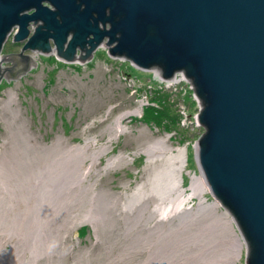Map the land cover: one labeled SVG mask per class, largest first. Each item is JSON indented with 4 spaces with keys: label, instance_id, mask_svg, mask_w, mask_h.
Returning <instances> with one entry per match:
<instances>
[{
    "label": "water",
    "instance_id": "obj_1",
    "mask_svg": "<svg viewBox=\"0 0 264 264\" xmlns=\"http://www.w3.org/2000/svg\"><path fill=\"white\" fill-rule=\"evenodd\" d=\"M14 31L23 47L8 56ZM101 46L194 85L205 130L198 171L233 216L246 264H264V0H0V84L38 67L28 51L83 66Z\"/></svg>",
    "mask_w": 264,
    "mask_h": 264
},
{
    "label": "rangeland",
    "instance_id": "obj_2",
    "mask_svg": "<svg viewBox=\"0 0 264 264\" xmlns=\"http://www.w3.org/2000/svg\"><path fill=\"white\" fill-rule=\"evenodd\" d=\"M15 34L16 33L14 31V35ZM10 38L11 37H9V41L6 42L9 43V45L11 42ZM12 42L14 43V38ZM9 45L5 48V50H3V54L7 53L11 49V45ZM107 49V47L101 46V52H98L94 58V61L87 65L82 66V64H77L70 66L58 61L56 58L51 59L44 56L38 60V67L22 78L20 77L15 80H8L3 76V83L0 85V169L1 165L5 163L6 160L8 163H10V166L8 165L10 170H7L6 172L11 175L10 178L8 177L9 180L7 178L9 185L11 184V190L8 193L6 190L1 188L2 185L0 184V193H2L5 197V203L4 201H0V203H3V206L0 204L2 209L5 208L3 209L4 211L2 210L4 212V215H2L3 217L0 216L1 223L8 217V219L5 220L6 224H4L5 221L3 222L4 228L0 230V235L5 253L13 252V249L16 248L17 253H15L13 256L16 264H60L59 262H61V264H108L109 262V264H146L152 252H156L160 249L159 252L161 255H163L164 253L166 254V252L168 253L171 248H173V251L175 250V255L173 254L175 258L174 256H169L172 258L170 260L174 262L176 258L180 257L178 250L179 248L176 246L177 244H172L175 240H177V236V238H172V240L174 239L173 242L171 240L168 243L166 242L165 244L163 243L162 245H159L158 243L160 240L156 233L152 234L154 233L153 228L160 217L158 214L153 216L150 214L154 209L153 199L149 201V211H145L142 218H137L139 214L137 208H135L136 210L134 209L135 211L133 212L129 211L127 208V205L133 199L136 191L138 192L140 186H143L142 188L144 191L146 190V192H149L150 189V192L152 191L154 184L153 178H155L160 170L162 171L165 168V161L162 159L148 163V157L145 153H143V150L147 148V146L154 140L161 138H168V145L174 149V153L176 155H179L176 151L177 147L183 146L180 144L183 142L180 137H175L173 134L169 135L168 133L159 132L157 128L155 129L141 122L144 109L147 107L153 92L150 89V87L153 86L150 82L153 81V83H157L158 81L162 83L163 81L160 77V69L155 68L151 72L141 71L135 68L130 62L124 61L122 59L114 60L110 58ZM26 53L30 55L32 52L28 51ZM32 54L34 55L35 53ZM4 65L7 68L11 67L10 62L4 63ZM175 76L176 75H174L172 78H175ZM8 81L11 82L9 83ZM168 81L171 82V80ZM190 96L191 95H189V97ZM142 103L144 105L140 115L123 120V124L128 128V131L118 135L115 138V133L112 129L113 126H115V120L125 112L136 109ZM192 110H196L195 105H192ZM188 130L189 136L192 138L195 135V138L192 139L194 141L198 140L196 133H193L191 129ZM111 135H113V139L110 143L109 139ZM186 142L188 141H185V143ZM87 145H89V148L86 150L87 152L84 153V158L82 155L84 170H86L91 163V159L88 156H90L92 153L96 152L97 154H100V160L96 163L97 165L95 164L91 174L88 176L87 180L81 184V186H74L71 189V192L70 190H67L68 192L65 193V197L70 199L69 204H71L67 206L66 210H70V208L71 210L69 213H67L65 210L63 216L65 220H63L62 217L58 219L60 221L57 220L58 222L55 221L56 223H52L54 227L50 228L51 230H54H52L50 233L51 237L56 235L54 239V241H56H53V243L51 242L53 245H51L52 249H50L48 253L49 255L43 254L41 258H38L37 261L39 262L36 261L35 263V261L32 259L33 257L31 255V250L33 248V251H35L34 249L40 247L41 244V248L43 247V243H41L43 239L41 240L39 238L41 229L38 226L40 221H35L36 225H38L37 227L34 225V220H40V214L34 208L37 201L34 198L29 201L26 200L27 194L30 193L29 189L27 187H23V192L18 193L19 190L15 189L17 186L15 184L18 179L24 177L25 175H30L31 172L37 168L44 167L46 163H50V159L54 157L52 156L53 153L58 155L60 154L59 152L63 150V148L64 150H67L70 147L72 149H78L86 148ZM106 146L109 148L106 152H104L103 148ZM6 154H8V156ZM42 155L45 156H43V159ZM118 156H123V160L121 159V164L116 165L114 168L109 170L105 169L109 160H113ZM46 158L49 160V162H47L48 160L46 161ZM23 160L27 163H24ZM7 162L6 164H8ZM43 162H45V164ZM17 164H19V168H17ZM196 168H198V166L194 156V151L190 149L189 163L186 169H184L182 175V186L186 191V196L192 193L190 183L186 184L185 182V180L188 179L187 172L189 170L194 171ZM17 169H21V171H18ZM1 172L2 171L0 170V174ZM12 172H16V174ZM92 185L93 189L89 190ZM13 190L16 191V195H14V197ZM73 191L75 194H73ZM90 191L94 192L92 193ZM93 194H99L102 195V197L104 196L102 199V197L98 195V198H101L102 200L100 201V207H105V209L102 208L100 211L104 216L105 221L102 220L101 223L98 222L99 227H94L85 223L84 221V216L87 215L90 208L93 207L91 200V196ZM7 195L10 196L8 197ZM205 197L207 198L208 202H213L216 200L212 197L210 191L205 194ZM198 201L199 199L197 197H192L186 203L185 208L196 209L199 203ZM101 203L103 204L101 205ZM84 206H86V208ZM109 206L112 207L109 208ZM220 209L226 210L223 206ZM25 210H27V212ZM105 210L109 213H107ZM102 211H105V214L102 213ZM70 212H73L74 214ZM30 213H34L35 219ZM66 213L68 215H66ZM15 216L16 218H14ZM31 220L32 222H30ZM11 222L13 223V226ZM27 222H29L31 225ZM175 222L177 223L178 221L176 220ZM146 223V227L143 228ZM66 225H68V227H66ZM233 225L244 243L242 249V258L237 262V264H246V244L235 221L233 222ZM163 227L166 231L169 229V225L166 222H164ZM60 229H63V231ZM37 230L39 232H37ZM148 237H150V243L148 242ZM37 239L40 240V242ZM30 240L31 242H29ZM58 240L60 242L62 241V243H60ZM142 240H144V242H142ZM36 241L40 244H37ZM135 243L136 245H133ZM174 246L176 247L174 248ZM144 247H146V250ZM123 248L126 249L124 250ZM143 248L146 252L142 250ZM40 250L38 251L41 252ZM172 250L169 252L170 254L168 253L169 255L173 253ZM18 253H20V255ZM21 253L24 255V257ZM60 255H63V257ZM177 255L178 257H176ZM10 259H12V257H10ZM19 260L22 262H19ZM177 261L179 264V258L176 260V262ZM9 263L10 260L8 258V261H6L5 264ZM169 263L172 264L171 261ZM180 264H182V261Z\"/></svg>",
    "mask_w": 264,
    "mask_h": 264
},
{
    "label": "bare ground",
    "instance_id": "obj_3",
    "mask_svg": "<svg viewBox=\"0 0 264 264\" xmlns=\"http://www.w3.org/2000/svg\"><path fill=\"white\" fill-rule=\"evenodd\" d=\"M16 31H19V28L16 29ZM70 45V43H69ZM108 48V47H107ZM54 53H56L54 51ZM2 56H0L1 60ZM79 59V58H77ZM78 61V60H77ZM79 62V61H78ZM0 68H2V63L0 64ZM158 72V71H157ZM160 75H162V71L160 70ZM171 81L177 82L176 77L170 79ZM3 81V80H2ZM169 82V81H168ZM143 103L140 104L136 109L125 112L124 114L120 115L116 120H115V126H113V132L115 133V138L128 131V128L124 126L123 120L127 118H131L136 115H140L143 109ZM113 139V135L110 136V143ZM93 141V140H92ZM59 146V145H57ZM78 147V146H76ZM80 147V146H79ZM53 148V147H52ZM56 148V147H55ZM89 148V145H87L86 148H78V149H72L71 147L67 150H63L59 152L60 154L55 155V153L52 154L54 156L51 158L50 163H46L44 167L37 168L33 172H31L30 175H25L24 177L18 179L15 185L18 193H22V189L28 188L30 193L27 191V199L26 200H31V199H36V205L34 207L38 213L40 214V220L36 219L34 220V225L37 227L35 221H40L39 228L41 229V232L39 233L40 236L39 238L43 241V247H37L31 250V255L33 261L38 260V258L43 255V254H48L51 248V242L53 243L55 239L54 237H51V231L54 230L50 227H54L52 223L54 224L55 221L58 219L62 218L64 216L65 210L67 206L71 205L69 204L68 197H65V193H67V190L72 191L71 189L74 186H81V184L87 180L88 176L91 174L95 164L100 160V154H97L96 152L90 153L91 155L88 156L91 159V163L89 167L84 170L83 165V158H84V153H86L87 149ZM109 147L103 148L104 152L108 150ZM46 149V148H44ZM51 149V148H50ZM54 149V148H53ZM51 149V150H53ZM93 149V148H92ZM16 150V149H15ZM47 150V149H46ZM59 151V150H58ZM57 151V153H58ZM45 152V151H44ZM50 152V151H49ZM48 152V153H49ZM56 152V151H55ZM99 152V151H98ZM17 153V152H16ZM56 153V154H57ZM103 153V152H102ZM143 153L147 155V162L151 163L152 161L156 160H164L165 161V168L164 170H160L158 174L153 178L154 184L152 191L146 192V190H143V186L139 187L138 192L136 191L133 199L131 202L127 205V208L129 211H135L137 208L138 209V216L137 218H142L143 214L145 211H149V201L154 200V209L151 211L150 214L153 215H159V219L156 223V225L153 228L152 234L157 235L159 238V245H162L163 243L165 244L166 242L168 243L169 241L172 240L173 237L177 238L172 244H177L176 246L179 248V255L176 257L179 258V264L182 261V264H237V262L242 258V249H243V241L242 238L238 235L236 232L233 222L234 218L233 216L231 217L230 212L227 210H221L220 208L223 206L222 203L219 200H215L213 202H208L207 198L205 197V194L210 191V187L208 185L207 180L204 178V176H199L198 174H189V178L192 179V184H191V190L192 193H190L188 196H186V191L182 186V175L183 171L186 168V162H185V156L183 152H179V155H176L174 153V149L168 145V138H161L154 140L151 144L147 146L143 150ZM14 154V152H13ZM18 154V153H17ZM44 154V153H43ZM104 154V153H103ZM106 154V153H105ZM8 156V154H6ZM16 155V154H15ZM19 155V154H18ZM49 155V154H48ZM83 155V158H82ZM87 155V154H85ZM17 156V155H16ZM42 155V159H43ZM1 157V156H0ZM15 157V156H14ZM45 157V156H44ZM49 157V156H48ZM87 157V158H88ZM5 158V157H3ZM7 158V157H6ZM17 158V157H16ZM24 158V157H23ZM26 158V157H25ZM33 158V157H31ZM86 158V159H87ZM20 159V158H19ZM41 159V160H42ZM85 159V160H86ZM121 159L123 160V156H118L113 160H109L107 166L105 169H111L114 168L116 165L121 164ZM48 159L46 158V161ZM125 160V159H124ZM24 161V160H23ZM45 161V160H44ZM5 162V160H4ZM7 162V160H6ZM3 163L1 165V174H0V184L2 185V189L6 190L8 193L11 190L10 185H9V178L10 174H8L6 171L10 170V163L6 164ZM29 162V161H28ZM49 162V160L47 161ZM86 162V161H85ZM24 163H27L24 161ZM42 163V161H41ZM45 164V162H43ZM124 163V162H123ZM122 163V164H123ZM34 164V163H32ZM125 164V163H124ZM9 165V166H8ZM19 164H17L18 166ZM39 165V164H37ZM97 165V164H96ZM22 166V164H21ZM32 166V165H31ZM8 167V168H7ZM13 167V166H12ZM18 166L17 168H19ZM23 167V166H22ZM25 167V166H24ZM28 167V166H27ZM30 167V166H29ZM37 167V166H36ZM26 169V167H25ZM104 169V168H103ZM18 171H21V169H17ZM16 170V171H17ZM23 170V169H22ZM15 171V170H14ZM100 171V170H99ZM98 171V172H99ZM159 171V170H158ZM156 172V171H155ZM14 173V172H12ZM11 173V174H12ZM16 174V172L14 173ZM22 174V173H21ZM28 174V173H26ZM102 175V174H101ZM20 176V174H19ZM93 176V175H92ZM98 176V175H97ZM9 177V178H8ZM14 177V176H13ZM18 177V176H17ZM184 177V176H183ZM8 178V180H7ZM11 180V179H10ZM15 180V179H13ZM91 180V179H90ZM89 180V181H90ZM12 181V180H11ZM96 181V180H95ZM98 181V180H97ZM13 182V181H12ZM13 184V183H12ZM94 184V183H93ZM150 184V183H149ZM13 186V185H12ZM11 186V187H12ZM83 186V185H82ZM88 186V185H87ZM14 187V186H13ZM86 187V186H85ZM146 187V186H145ZM78 188V187H77ZM151 188V187H150ZM85 189V188H84ZM93 189V185L89 188V190ZM76 190V189H75ZM86 191V190H85ZM88 191V189H87ZM1 192V191H0ZM3 192V191H2ZM13 197L16 195V191L13 190ZM25 192V191H24ZM74 192V191H73ZM92 192V191H90ZM94 192V191H93ZM92 192V193H93ZM88 193V192H87ZM86 193V195H87ZM12 194V193H11ZM26 194V193H25ZM71 194V193H70ZM75 194V192L73 193ZM83 194V192H82ZM90 194V193H89ZM102 194V193H101ZM77 195V194H76ZM99 194L92 195L91 200H92V208H90L89 213L84 216V221L87 224H90L94 227L98 226V222L101 223L102 220H104V216L101 214V209L105 207L101 206L100 207V201L101 198H98ZM107 195V194H106ZM109 195V194H108ZM8 196V195H7ZM10 196V195H9ZM8 196V197H9ZM19 196V194H18ZM23 196V195H22ZM81 196V195H79ZM102 197V195H99ZM115 196V195H114ZM12 197V196H11ZM16 197V196H15ZM104 197V196H103ZM102 197V199H103ZM130 197V195H129ZM192 197H197L199 199V203L196 209L193 208H185L186 203L192 198ZM86 198V197H85ZM5 199L4 195L0 193V201L3 202ZM15 199V198H14ZM25 199V198H24ZM87 199V198H86ZM118 199V198H117ZM7 200V199H6ZM90 200V199H89ZM88 200V201H89ZM113 200V199H112ZM12 201V199H11ZM17 201V200H15ZM25 201V200H24ZM84 201V200H82ZM87 201V202H88ZM107 201V200H106ZM128 201V200H127ZM10 202V201H8ZM19 202V201H17ZM32 202V201H31ZM35 202V201H34ZM76 202V201H74ZM90 202V201H89ZM98 202V203H97ZM5 203V201H4ZM24 203V202H23ZM79 203V200H78ZM84 203V202H83ZM82 203V204H83ZM110 203V202H109ZM190 203V202H189ZM1 205L3 203H0ZM28 204V203H27ZM77 204V203H75ZM86 204V203H85ZM103 203H101L102 205ZM105 204V203H104ZM120 204V203H119ZM153 204V203H152ZM12 205V204H11ZM21 205V204H20ZM25 205V204H24ZM91 205V204H90ZM3 206V205H2ZM18 206V205H17ZM126 206V205H125ZM13 207V206H12ZM15 207V206H14ZM30 207V206H29ZM71 207V206H70ZM86 208V206H84ZM107 207V205H106ZM112 206H109V208ZM115 207V204H114ZM7 208V207H6ZM19 208V207H18ZM76 208V207H75ZM5 209V208H3ZM0 206V216L4 215V210ZM27 209V208H26ZM82 209V208H81ZM84 209V208H83ZM115 209V208H114ZM135 209V210H134ZM3 210V211H2ZM34 210V209H33ZM71 210V208H70ZM70 210H66L67 213H69ZM87 210V209H85ZM84 210V211H85ZM117 210V209H116ZM115 210V211H116ZM12 211V210H11ZM27 212V210H25ZM30 211V210H29ZM36 211V212H37ZM106 211V210H105ZM105 211H102V213L105 214ZM110 211V210H109ZM127 211V210H126ZM13 212V211H12ZM11 212V213H12ZM34 212V211H33ZM35 212V213H36ZM107 212V211H106ZM7 213V211H6ZM18 213V212H17ZM25 213V212H24ZM66 213V215H68ZM73 213V212H70ZM109 213V212H107ZM128 213V212H127ZM23 214V213H22ZM28 214V213H27ZM32 214V213H30ZM74 214V213H73ZM80 214V213H79ZM78 214V215H79ZM114 214V213H113ZM133 214V213H132ZM6 215V214H5ZM12 215V214H11ZM34 218V213L32 214ZM37 215V214H36ZM77 215V217H78ZM14 216V214H13ZM24 216V215H23ZM22 216V217H23ZM38 216V215H37ZM71 216V215H70ZM76 216V215H74ZM116 216V215H115ZM127 216V215H126ZM131 216V215H129ZM151 216V215H150ZM149 216V217H150ZM3 217V216H2ZM7 217V216H6ZM110 217V216H106ZM105 217V218H106ZM148 217V218H149ZM16 218V216L14 217ZM30 218V216H29ZM71 218V217H70ZM151 218V217H150ZM149 218V219H150ZM3 219V218H2ZM8 219V217L6 218ZM4 219V221L6 220ZM18 219V218H17ZM23 219V218H20ZM35 219V218H34ZM80 219V218H79ZM108 219V218H107ZM135 219V218H134ZM133 219V220H134ZM153 219V218H152ZM156 219V218H154ZM63 220L65 218L63 217ZM67 220V219H66ZM110 220V219H109ZM126 220V219H125ZM129 220V219H128ZM148 220V219H147ZM151 220V219H150ZM178 221L177 223L175 221ZM3 221V222H4ZM20 221V220H19ZM60 221V220H58ZM57 221V222H58ZM105 221V220H104ZM103 221V222H104ZM108 221V220H106ZM142 221V219H141ZM3 222L1 223L0 221V230L3 227ZM13 222V221H12ZM11 222V223H12ZM21 222V221H20ZM32 222V220L30 221ZM66 222V221H65ZM77 222V221H76ZM102 222V223H103ZM109 222V221H108ZM114 222V221H113ZM116 222V221H115ZM139 222V221H138ZM164 222H166L169 225V229L166 231L165 228L163 227ZM30 224L29 222H27ZM56 223V222H55ZM62 223V222H61ZM64 223V221H63ZM70 223V222H68ZM81 223V222H80ZM84 223V222H83ZM135 223V222H134ZM142 223V222H141ZM6 224V221L5 223ZM25 224V223H24ZM33 224V223H32ZM73 224V223H72ZM76 224V223H75ZM110 224V223H109ZM131 224V223H129ZM137 224V223H136ZM16 225V224H15ZM31 225V224H30ZM57 225V224H56ZM127 225V224H126ZM132 225V224H131ZM147 223L145 224L144 227H146ZM8 226V224H7ZM10 226V225H9ZM13 226V223H12ZM19 226V225H18ZM26 226V225H25ZM70 226V225H69ZM105 226V225H104ZM125 226V225H124ZM135 226V225H133ZM16 227V226H15ZM31 227V226H30ZM29 227V228H30ZM56 227V226H55ZM59 227V226H58ZM62 227V226H61ZM68 227V225H66ZM71 227V226H70ZM76 227V226H75ZM99 227V226H98ZM115 227V224H114ZM113 227V228H114ZM127 227V226H126ZM132 227V226H131ZM22 228V227H21ZM28 228V226H27ZM32 228V227H31ZM65 228V227H63ZM77 228V227H76ZM101 228V227H100ZM103 228V227H102ZM106 228V227H104ZM138 228V227H137ZM7 229V227H6ZM37 229V228H36ZM39 229V230H40ZM56 229V228H55ZM78 229V228H77ZM99 229V228H98ZM125 229V228H124ZM130 229V228H129ZM150 229V228H149ZM35 230V229H34ZM58 230V229H56ZM63 231V229H60ZM66 230V229H65ZM64 230V231H65ZM73 230V229H72ZM76 230V229H75ZM96 230V229H95ZM104 230V229H103ZM121 230V229H120ZM132 230V229H131ZM142 230V229H141ZM25 231V230H24ZM29 231V229H28ZM31 231V230H30ZM61 231V232H62ZM100 231V230H99ZM22 232V231H21ZM37 232H39L37 230ZM57 232V231H56ZM55 232V233H56ZM76 232V231H75ZM125 232V231H124ZM134 232V231H133ZM138 232V231H137ZM144 232V231H143ZM9 233V232H8ZM30 233V232H29ZM97 233V232H96ZM122 233V232H121ZM3 234V232H2ZM6 234V233H5ZM4 234V235H5ZM14 234V233H13ZM38 234V235H39ZM66 234V233H65ZM10 235V234H9ZM8 235V236H9ZM27 235V234H26ZM30 235V234H29ZM34 235V233H33ZM59 235V234H58ZM57 235V236H58ZM151 235V234H150ZM13 236V235H12ZM37 236V235H36ZM127 236V235H126ZM129 236V235H128ZM177 236V237H176ZM5 237V236H4ZM15 237V236H14ZM31 237V236H30ZM34 237V236H33ZM154 237V236H153ZM18 238V237H17ZM38 238V237H37ZM65 238V237H64ZM141 238V237H140ZM150 237H148L149 239ZM11 239V238H10ZM13 239V238H12ZM27 239V238H25ZM36 239V238H35ZM57 239V238H56ZM62 239V237H61ZM59 239V240H61ZM129 239V238H128ZM139 239V238H138ZM154 239V238H153ZM5 240V239H4ZM38 240V239H37ZM58 240V241H59ZM126 240V239H125ZM141 240V239H140ZM145 240V239H144ZM142 240V242H144ZM25 241V240H24ZM40 242V240H38ZM56 241V240H55ZM54 241V242H55ZM138 241V240H137ZM136 241V242H137ZM148 241V240H147ZM11 242V241H10ZM9 242V243H10ZM26 242V241H25ZM31 242V240L29 241ZM28 242V243H29ZM34 242V240H33ZM37 242V241H36ZM60 242V241H59ZM150 243V239L148 241ZM23 243V242H22ZM27 243V244H28ZM62 243V241L60 242ZM153 243V242H152ZM151 243V244H152ZM8 244V243H7ZM35 244V243H34ZM37 244H40L37 242ZM57 244V242H56ZM131 244V243H130ZM171 244V245H172ZM24 245V244H22ZM33 245V244H31ZM55 245V244H54ZM63 245V244H60ZM133 245H136L133 244ZM132 245V246H133ZM146 245V244H145ZM158 245V246H159ZM29 246V245H28ZM34 246V245H33ZM58 246V245H57ZM56 246V247H57ZM138 246V244H137ZM143 246V245H141ZM174 246V248L176 247ZM27 247V246H26ZM59 247V246H58ZM62 247V246H61ZM135 247V246H134ZM139 247V246H138ZM160 247V246H159ZM162 247V246H161ZM166 247V246H165ZM172 247V246H169ZM23 248V247H22ZM29 248V247H28ZM55 248V247H53ZM141 248V247H140ZM146 250V247H144ZM144 248L142 250H144ZM167 248V247H166ZM165 248V249H166ZM41 249V250H40ZM124 249V248H123ZM126 249V248H125ZM124 249V250H125ZM151 249V248H150ZM149 249V250H150ZM159 249V248H158ZM163 249V248H162ZM173 248H171L172 250ZM5 249L3 248L2 244V238L0 235V264H5L6 261H8V258L10 260L9 264H16L15 259L13 258L14 254L17 253L16 248L13 249V252H8L5 253ZM22 250V249H20ZM40 250L41 252H39ZM56 250V249H55ZM144 250V251H145ZM160 250V249H159ZM157 250L156 252H152L151 256L148 258V261L146 264H171L169 263L170 261L172 264H178V261L176 260L173 262L171 257L174 256V251L171 255H169L170 251L166 254L164 253L161 255V253ZM168 250V249H167ZM19 251V250H18ZM30 251V250H29ZM128 251V250H126ZM132 251V250H131ZM130 251V252H131ZM137 251V250H136ZM135 251V252H136ZM28 252V251H27ZM58 252V251H56ZM62 252V251H60ZM134 252V253H135ZM138 252V251H137ZM140 252V251H139ZM143 252V251H141ZM146 252V251H145ZM149 252V251H148ZM163 252V251H161ZM165 252V251H164ZM177 252V251H176ZM24 253V252H23ZM52 253V252H51ZM50 253V254H51ZM20 255V253H18ZM22 254V253H21ZM27 254V253H25ZM124 254V253H123ZM129 254V253H128ZM131 254V253H130ZM136 254V253H135ZM143 254V253H142ZM174 254V255H173ZM49 255V254H48ZM140 255V254H139ZM149 255V254H148ZM185 255V256H184ZM8 256V258H7ZM24 257V255L22 254ZM57 256V255H56ZM63 257V255H60ZM83 256V255H82ZM171 256V257H169ZM12 257V259H10ZM27 257V256H26ZM45 257V256H44ZM59 257V258H62ZM125 257V256H124ZM127 257V256H126ZM130 257V256H129ZM22 258V257H21ZM30 258V257H29ZM43 258V257H42ZM48 258V257H47ZM80 258V257H79ZM123 258V256H122ZM134 258V257H133ZM175 258V256H174ZM17 259V255H16ZM19 259V258H18ZM46 259V258H45ZM120 259V258H119ZM124 259V258H123ZM127 259V258H126ZM129 259V258H128ZM13 260V261H11ZM22 260V259H21ZM61 260V259H59ZM118 260V258H117ZM131 260V259H129ZM157 260V261H156ZM174 260V259H173ZM31 261V260H30ZM84 261V260H82ZM111 261V260H110ZM127 261V260H126ZM156 261V262H155ZM19 262H22L19 260ZM39 262V261H37ZM80 262V261H79ZM32 263V262H31ZM61 264V262H59ZM110 263V262H109ZM108 263V264H109ZM125 263V262H124ZM52 264V263H51Z\"/></svg>",
    "mask_w": 264,
    "mask_h": 264
},
{
    "label": "built area",
    "instance_id": "obj_4",
    "mask_svg": "<svg viewBox=\"0 0 264 264\" xmlns=\"http://www.w3.org/2000/svg\"><path fill=\"white\" fill-rule=\"evenodd\" d=\"M177 82H164L160 83L157 88L170 91L172 94L171 102L175 104L177 113L181 118L180 127L183 130L191 129L193 133H196L198 140H193L182 144L183 146L177 147V153L183 152L185 156L186 165H188V148L192 145L195 150L201 137L203 136L204 128L199 121V113L201 112L202 106L200 99L195 93L194 85L190 81H186L184 73L180 72L176 74ZM162 85V86H161ZM189 95H191L189 97ZM190 99V102L187 101ZM192 105H195L196 110H192ZM195 138V135L193 136ZM181 144V143H180ZM192 183V179H191Z\"/></svg>",
    "mask_w": 264,
    "mask_h": 264
},
{
    "label": "trees",
    "instance_id": "obj_5",
    "mask_svg": "<svg viewBox=\"0 0 264 264\" xmlns=\"http://www.w3.org/2000/svg\"><path fill=\"white\" fill-rule=\"evenodd\" d=\"M151 84L157 85L158 83L151 81ZM171 99L172 94L169 91L153 87L149 100L150 105L145 107L141 122L155 129L157 128L159 132L176 133L188 138V132L180 127L181 119L176 113L175 104L171 102ZM185 182L187 183L188 180H185Z\"/></svg>",
    "mask_w": 264,
    "mask_h": 264
},
{
    "label": "flooded vegetation",
    "instance_id": "obj_6",
    "mask_svg": "<svg viewBox=\"0 0 264 264\" xmlns=\"http://www.w3.org/2000/svg\"><path fill=\"white\" fill-rule=\"evenodd\" d=\"M40 25V24H39ZM13 38H15V35H14V32H13V34H11V42H10V45H9V43H6L5 44V46H4V50H5V48L9 45L10 46V50L7 52V53H5L6 55H8V56H10V55H15V54H20L21 53V50H22V47H23V44H20L21 46H19L17 43H13L12 41H13ZM70 40H71V36H70V38H68V42H70ZM9 41V40H8ZM101 47L100 48H98L97 50H96V52L93 54L94 55V57H93V59L92 60H90L89 61V63L88 64H90L91 62H93L94 61V58H95V56L98 54V52H101ZM27 54V53H26ZM31 56L33 55L32 53L30 54ZM80 55H81V48L80 47H77L76 48V57L75 58H80ZM41 57L40 58H42V57H44V56H42V55H40ZM49 58H51V59H53V58H56V56L54 57V56H49ZM57 59V58H56Z\"/></svg>",
    "mask_w": 264,
    "mask_h": 264
}]
</instances>
